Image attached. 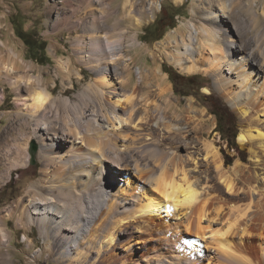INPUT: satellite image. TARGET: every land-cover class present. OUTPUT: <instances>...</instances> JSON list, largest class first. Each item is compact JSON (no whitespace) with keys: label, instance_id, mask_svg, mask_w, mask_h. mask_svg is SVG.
<instances>
[{"label":"bare ground","instance_id":"bare-ground-1","mask_svg":"<svg viewBox=\"0 0 264 264\" xmlns=\"http://www.w3.org/2000/svg\"><path fill=\"white\" fill-rule=\"evenodd\" d=\"M159 3V0H150L149 5L159 6ZM108 4L110 6V2ZM129 4L133 6L134 2L125 0L123 10L126 11ZM217 15L222 16L221 12ZM92 20L84 26L81 24L85 38H78L77 51L83 53L79 57L97 72L99 80L79 94L80 101L63 96L52 98L43 75L16 74L17 62L0 60L18 92L17 115L21 119L18 127L13 128L17 129V136L0 135V163L5 158L10 161V167H26L31 135L39 145L43 162L40 177L30 185L26 199L19 201L29 223H36L45 237L52 238L54 245L60 248L61 258L69 257L79 264H89L92 256V264H264L252 260V255L249 257L241 245L244 239L250 241L257 234L264 251V199L254 197L260 191L255 185L243 191L245 198H250V204L242 210L233 208L237 214L228 219L224 228L203 224L204 219L215 221L214 216L210 217L213 212L218 217L224 214L228 201L220 197L213 203L207 194L203 197L190 167L196 160L195 154L188 151L183 156L176 149L185 142L191 144L183 136L186 131L203 132V119L191 114L192 105L180 108L179 102L172 100L168 83H159L155 89L151 88V82L149 86L144 84L157 80V74H141V83L134 89L128 74L123 87L133 90L125 95L124 107L120 106V99L114 102L107 99L102 87L113 83L109 59L124 60L126 71L130 68V62L123 55L127 31L115 38L107 28L103 30V18L98 22ZM224 29L226 38L222 35ZM199 36V40L196 39ZM132 37L136 44L137 36ZM236 41L232 28L203 23L196 31H190L188 39H183L186 50L182 53L190 54L188 68L197 70L196 54L210 50L207 70L217 74L216 85L223 83L222 74L230 73H226V69L239 70L244 74V86L252 85L260 70H255ZM87 45L88 50L84 48ZM9 52L15 54L13 49ZM59 62L60 67L70 72L69 60ZM260 90L264 92V86ZM150 95L157 96L158 100L150 101ZM231 105L236 107V101ZM246 106H241L244 114L248 113ZM182 122L188 126H179ZM131 128L135 131L129 136ZM249 129L239 134L241 142L252 138ZM258 135L262 136L261 131ZM165 144L170 147L166 149ZM202 146L221 182L229 192L237 193L239 183L228 173L218 146L211 139H205ZM218 187L221 192V186ZM251 203L257 209L252 210ZM14 213L11 209L6 214ZM165 214H178L185 219L180 224L164 217ZM17 217L18 224L25 225L23 217ZM1 221V245L6 246L11 232ZM46 248L53 249V243L48 242Z\"/></svg>","mask_w":264,"mask_h":264},{"label":"rangeland","instance_id":"rangeland-1","mask_svg":"<svg viewBox=\"0 0 264 264\" xmlns=\"http://www.w3.org/2000/svg\"><path fill=\"white\" fill-rule=\"evenodd\" d=\"M130 1L134 2V5L130 6L129 4L126 13L123 10L125 0H101V2L99 1L100 3L92 2V0H0V60L1 62L4 61L3 63L17 62L16 74L43 75L45 85L48 86L52 98L63 96L70 97L73 101H80L79 94L88 85L91 84L93 86L99 80L97 72L79 57L83 53L77 51L78 38H85L82 25L89 24L93 18L97 22L100 18H103V27H105L103 30L107 28L109 34L115 38L126 30L127 35L123 40L125 45L123 55L128 60L127 62H130V71H126L124 68V60L114 61L109 59L112 68V76L110 77H112L113 83L108 86L103 84L102 88L106 92L105 97L113 102L120 99L122 101L120 106L124 107L126 103L125 95L131 93L134 89L133 87L141 83V74H157V80L152 79L144 84L149 86L151 82V88L155 89L159 83H168L172 89V100L179 102L180 108L192 105L191 114L202 118L204 121L203 132L199 130V132L194 130L186 131L183 136L191 144L187 145L185 142L183 145H177L176 149L179 153L182 152L181 155L183 156H186L188 151H192L195 154L197 161H192L190 167L193 169L192 174L196 178L199 189L201 188L200 190L203 192V197L207 194L206 196L213 203H216L220 197L225 198L226 202L228 201V207L224 214L219 217L216 216V212L210 214L211 218L212 216L215 217L214 222L211 223L208 219L203 220L205 222L203 224L205 226L208 225V227L211 226L210 228L216 229L217 226V228L220 227L219 229L224 228L228 219L237 214L236 211H232L233 208L236 207V209L242 210L250 204V198H245L244 194H242L243 191H247L249 187L254 188L255 185V188L257 187L260 191L259 194H254L255 199H264V92L260 90L264 86H262L264 67L261 68L262 64H264V0H159V6H150V0ZM165 6L169 14L174 6L183 8L181 13L176 16L175 27H164L151 35L146 34L148 27L154 29ZM130 7H133V10ZM220 12L222 16L217 15ZM14 16H18L25 22L24 29L29 32L26 36L31 41H35L37 47L42 46L39 43L40 41L46 43L44 44L46 49L43 55L37 54L39 52H34V49L30 50L24 40L16 34L12 22ZM203 23L210 27L223 26L224 28H232L235 38L238 40L236 41L237 45L241 48L242 53L248 56L256 71L259 69L262 72L261 74L260 71L257 74L255 73L256 75L252 81L254 85L244 86L245 83L242 82L244 74L239 70L229 71V69L225 70L226 73L230 72L229 74H222L223 83L216 85L217 74L214 71L207 70V62L211 60L210 50L204 49L201 54H196L199 69L188 68L191 66V62L188 61L190 54L182 53L186 50L183 39H188L190 31H196ZM133 35L137 36L138 41L136 44L133 43ZM222 35L226 38L225 29ZM199 38L200 36L196 37L198 40ZM84 48L88 50L90 46L87 45ZM10 49H13L15 54H10ZM231 50L236 55L239 54L235 49ZM61 59L69 60L70 72H66L67 70L60 67L59 60ZM164 66L166 68L171 67L173 71L186 76H202L204 86L200 89V94H195V89L191 90L193 94L188 96L176 94L171 76L164 70ZM223 67L228 68L227 65ZM0 68V135H10L12 133L17 136V129L13 128L18 127V123L21 122L17 115L19 111L17 104L19 95L11 83L10 77L12 76L7 75L6 70L2 69L3 65H0ZM128 74L131 76L130 85L133 88L131 90L123 87V81ZM250 91L252 92L249 93ZM210 93L221 96L237 115L239 119L237 141L239 148L247 153L246 160L239 158L237 149L229 148L227 141L222 138L221 133L217 130V118L210 112L208 103L201 96ZM153 99L157 101L158 97L150 95L149 100ZM234 101H236V107L231 105ZM88 104L92 106L91 103ZM243 105H247V114L242 111L241 106ZM185 123L182 122L179 126L187 127L188 124ZM154 124H157V121ZM117 126L119 125L117 124L116 128H118ZM161 128L164 129V126L162 125ZM248 129L253 134L252 138L248 137L249 139L245 142H241L239 134L242 130L247 131ZM132 130L129 136L135 131L134 129ZM259 131H261L262 136L258 135ZM205 139L213 140L220 151L225 148L228 153L236 156L232 164L226 165L225 161L224 164L229 171L228 173L235 178L236 184L239 183L238 187L240 190L237 193L228 191L227 187L219 179L218 171L213 165L214 163L210 158H206V152L202 146ZM165 146L166 149L170 147L168 144H165ZM33 148H35L34 162L31 154ZM38 148V143L35 141L34 136L31 135L28 145L30 159L26 167H10V161L5 158L0 163V174H2L0 175V221L2 220L3 226L8 228L9 233L11 232V239L6 246L1 245L2 240L0 237V264L76 263L75 260H71L69 257L61 258L60 248L54 245L55 243L50 236H44L43 230L39 225L29 223L21 207L22 205L19 203L21 199H26L30 185L38 180L41 175L43 162ZM201 185L204 186L202 187ZM218 185L222 188L221 192ZM251 204L252 210L257 209L254 203ZM11 209H14L15 213L12 216H7L6 213ZM177 215L166 216L165 214L164 217L171 219L172 222L183 223L185 218L182 215H178V218ZM17 216L23 217L25 225L18 224ZM220 221L222 223L225 222V225L220 223ZM182 227L186 229L185 226ZM186 233L188 235L192 234ZM258 236L256 234V238L250 239L251 242L249 238L247 240L244 239L245 243L242 242L241 245H243L244 252L249 257L252 255L250 257L252 260L264 262V251L260 244L261 238ZM237 239L236 241L239 242V239ZM48 242L53 243V249L46 248ZM211 249L215 250V248ZM207 250L209 252V249ZM92 258L93 256L89 264H92ZM206 261H208V258Z\"/></svg>","mask_w":264,"mask_h":264},{"label":"trees","instance_id":"trees-1","mask_svg":"<svg viewBox=\"0 0 264 264\" xmlns=\"http://www.w3.org/2000/svg\"><path fill=\"white\" fill-rule=\"evenodd\" d=\"M167 7H164L165 12ZM182 7H173L172 12L170 13V17L172 21L166 22V23H160L157 21L156 26L154 29L151 27L147 28L146 34L151 35L154 32H158L159 30H162L164 27H175L176 23V16L181 13ZM161 14V15H162ZM13 25L16 31V34L24 40V42L27 44L30 50L34 49L38 51L40 55H43L44 50L46 49L45 42L42 43L40 41L39 43L42 44L41 47H37V43L35 41H31L26 34L29 32L24 29L25 22H23L18 16L13 17ZM160 38V37H159ZM164 70L168 72L171 76V79L173 81L174 91L176 94L182 95V96H188L193 94L191 90H196L195 94H200V89L204 86L203 84V77L200 75H191L186 76L181 73H177L176 71H173L171 67L166 68L164 66ZM190 90V91H189ZM204 100L208 103V107L210 109V112L214 114L217 118V130L221 133L222 138L227 141V144L229 148H235L238 150V156L239 158L246 160L247 153L244 150H241L238 145L237 137L239 133V126H238V117L233 111V109L223 100V98L215 93H210L207 95H201ZM221 152L224 157L225 164H232L234 161V158L236 156L231 155L227 152L225 148L221 149Z\"/></svg>","mask_w":264,"mask_h":264},{"label":"flooded vegetation","instance_id":"flooded-vegetation-1","mask_svg":"<svg viewBox=\"0 0 264 264\" xmlns=\"http://www.w3.org/2000/svg\"><path fill=\"white\" fill-rule=\"evenodd\" d=\"M167 10V9H166ZM165 10V12L158 18V22L160 23H166L169 22L171 17L170 14L167 13V11Z\"/></svg>","mask_w":264,"mask_h":264},{"label":"water","instance_id":"water-1","mask_svg":"<svg viewBox=\"0 0 264 264\" xmlns=\"http://www.w3.org/2000/svg\"><path fill=\"white\" fill-rule=\"evenodd\" d=\"M31 154H32V160H33V162L35 161V148H33L32 150H31Z\"/></svg>","mask_w":264,"mask_h":264}]
</instances>
